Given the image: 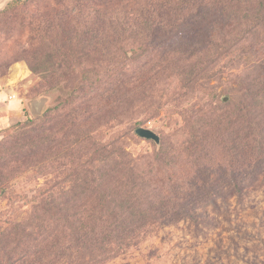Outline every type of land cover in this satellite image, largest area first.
I'll return each mask as SVG.
<instances>
[{"label":"rangeland","instance_id":"rangeland-1","mask_svg":"<svg viewBox=\"0 0 264 264\" xmlns=\"http://www.w3.org/2000/svg\"><path fill=\"white\" fill-rule=\"evenodd\" d=\"M8 1L0 0V9ZM77 2L82 6L81 17L90 21L78 42L71 40L74 32H63L58 25L61 18L64 29L71 30L75 21L71 8ZM169 3L166 12L162 6ZM189 4L187 9H177L178 0H29L13 20L0 18V264H264V88L256 89L257 94L252 89L264 78V19L251 18L256 30L250 33L241 24L242 7L232 8L229 0ZM139 14L150 18L146 23L156 25L151 35L146 29L139 36L142 48L164 52L158 63L128 62L121 55L124 51L132 55L135 33L142 29ZM166 18H178L179 23L153 20ZM163 26L170 28L168 32ZM120 38L123 49L117 46ZM116 46L118 59L112 52ZM213 48L220 55L209 64ZM47 51L50 56L68 52L69 57L75 56L67 71L76 76L32 71V56ZM76 61L81 62L78 67ZM189 69L198 71L193 82L200 88L184 99L183 85H188L183 84L181 73ZM97 70H101V85L91 93L77 87L82 80L94 79ZM166 73L175 75L174 84L164 83ZM115 83L123 84L126 95L129 92L127 101L112 90ZM85 89L83 98L80 92ZM229 92L234 101L220 108L219 100L227 102ZM135 94L140 96L132 99ZM176 98L184 99L182 105H175ZM250 121L257 127L247 128ZM198 123L211 124L210 130L218 125L221 137L214 145L219 148L215 151L219 181L212 185L211 198L193 207L187 204V215L149 218L124 250L107 254L99 262L89 259L92 243L79 259L69 258L67 249L54 257V248L68 246L71 231L67 226L79 230L78 216L93 211L88 210L92 206L86 207V200L98 195L95 188L100 183L108 187L113 178L154 173L149 170L153 164L147 162L160 151L164 135L170 136L165 142L182 151L180 132L189 136ZM138 126L155 131L159 144L139 136ZM31 139L32 149L19 151L18 146L28 145ZM207 142L210 145L209 136ZM14 149L17 153L11 152ZM239 149H246L245 159L237 153ZM253 154L262 162H252L248 156ZM134 158L144 165L126 173L123 165L134 164ZM157 167L165 169L161 163L153 168ZM174 167L183 179L207 170L192 168L183 160ZM161 173L156 178L175 177ZM146 201L141 195L143 210L149 206ZM47 204L64 215L44 228L46 222L42 225L35 218ZM72 212L78 213L73 216Z\"/></svg>","mask_w":264,"mask_h":264},{"label":"trees","instance_id":"trees-1","mask_svg":"<svg viewBox=\"0 0 264 264\" xmlns=\"http://www.w3.org/2000/svg\"><path fill=\"white\" fill-rule=\"evenodd\" d=\"M27 1L29 0H10L8 1L2 9H0V18H3V21L8 22L10 20H13L15 14H20L21 12V6L27 4ZM79 1V0H76ZM176 1V0H174ZM192 0H178V8L177 9H187L191 3ZM165 2H168V0H165ZM186 2V3H185ZM171 3V2H170ZM168 4L167 7L162 6V9L168 12L169 7L171 4ZM230 6L232 8H241V12L243 13V16L241 18L242 21V27L244 31L252 33L255 28L254 22L251 20V18H254L259 20V18L264 19V0L259 1H253V0H229ZM76 6L72 7V13L73 17L75 18L71 25V30L69 28L64 29L65 21H63L61 18L58 21V25L61 28L63 32L72 34L74 32L73 36L71 37V40H81V36L83 34V30H87L90 21L89 19H83L81 11L82 6H80V2H77L75 4ZM174 8V7H173ZM68 9L66 12L67 13ZM234 12V10H233ZM63 13V14H64ZM205 13V12H203ZM192 14V13H191ZM188 15V14H187ZM190 15V14H189ZM188 15V16H189ZM17 16V15H16ZM81 17V18H80ZM137 17V16H136ZM145 14H139L138 18L143 19L142 22V29L136 32L135 34H138L134 36L133 43H134V49L132 51V55L128 56L127 52H122L123 59H126V61L131 62L133 60H147L157 62L158 57L160 54H164V52H161L157 47H149L147 49L142 48V41L143 37L139 36L140 33H143L146 29L149 30L151 35V32L154 30L153 26H156L155 24L151 23L150 21L146 23L147 20H150V18H145ZM8 20V21H7ZM155 23L161 24L165 20L168 21L169 24L175 25L178 24V18L175 19H153ZM135 21V20H133ZM105 25V20L101 22ZM110 23V22H109ZM81 24V25H80ZM64 26V27H63ZM109 28H113L115 31L116 27L113 24H108ZM173 27L172 25H170ZM48 27V25H46ZM45 27V29H46ZM75 28L74 31L72 29ZM83 28V29H82ZM170 28L167 26H163L162 30L168 32ZM114 36V35H113ZM81 37V38H80ZM122 38H120L117 42V46L121 49L124 47L122 46ZM136 44V45H135ZM116 46V51H112L115 53L116 58L118 59L120 57V53H118L119 48ZM218 49H211L209 51L210 59L208 63L210 64L213 62L219 55L220 52L217 51ZM64 53V52H63ZM75 56L72 58L69 57V52L67 54H58L50 56V52H45L42 56L41 55H34L32 56V61L29 62L32 67V71L36 70H42L45 71L44 76L47 75V72L49 71L51 74L54 73L62 76L63 73H70L73 77L76 76V74L71 71L68 72L67 69L69 68V61L74 60ZM158 63V62H157ZM81 64V62L76 61L74 63L75 67H78V65ZM94 67L97 65L96 62L93 63ZM98 67V66H97ZM75 69V68H73ZM182 69V66L180 67ZM167 70V69H166ZM94 72V71H92ZM94 79L88 80L85 83H79L77 87L90 89L88 93H91L92 90L97 87V85H101L100 82L101 77L99 74H101V70H97V72H94ZM168 73V72H167ZM165 75L164 77V83L166 84H174V74L171 75ZM181 72H179L180 74ZM198 71L194 69H189L186 72L181 73L182 74V82L183 84L188 85L183 87L186 89V91L183 94L184 99L189 97L191 92L196 90V87L200 88V85L197 81H194V78H197L196 76ZM113 73L109 74L111 76ZM174 75V76H173ZM107 77V76H106ZM116 77V76H115ZM83 78V77H82ZM85 79V78H84ZM105 79V78H104ZM263 80L261 83H257V85L252 86L253 91L255 92L256 89H262L264 88ZM192 82V83H191ZM191 83V84H190ZM198 84V85H196ZM84 85V86H83ZM86 85V86H85ZM116 85V83H115ZM176 88V86H175ZM83 90L82 96L85 98L87 94V90ZM112 90L117 92L122 96L123 101H127L128 98L126 95V91L123 90V84H117L115 87L112 86ZM189 91V92H188ZM75 89L72 90L71 97L75 95ZM230 93V92H229ZM256 94L258 92H255ZM255 93H253L255 95ZM260 93V91H259ZM79 94L77 97H80ZM138 94H135L132 99L138 98ZM222 96V95H221ZM234 94H229V100L227 102L222 101V99L219 100V103L222 107H227L228 102L234 101L233 99ZM183 99V100H184ZM181 99L176 98L175 105L181 104ZM252 101L254 103L255 98H252ZM257 102V100H256ZM246 103V101H244ZM250 104V103H249ZM248 104V105H249ZM252 105V104H251ZM183 113L187 114V110L183 109ZM243 117V116H242ZM112 119H122L120 117L111 116ZM244 118V117H243ZM108 119V118H107ZM249 117L245 120L247 121ZM244 120V121H245ZM247 128L252 130L251 128H255L256 123L254 124L253 121L250 123L247 122ZM218 125L212 126L208 123H198L197 130L193 131L190 130V134L188 136V132H186L185 136L182 132H180L179 136H181V143L182 151H179L175 144H173L171 141L166 140V138H169L170 136L164 135V140L161 143L160 151H158L156 157L151 162H147V165L153 164L154 167L155 164L161 163L162 166H164V170H159L153 167H150L149 170H153L154 173L150 174L147 172L148 176H136L133 178V175H125L121 176L120 178H113L112 184H109L108 187L106 185L100 186L101 183L98 185V187H93L97 190V196L94 197L93 200L87 199L86 200V207L92 206L88 210H93L90 213H86V216L79 215L78 219L80 220V229L74 230L73 227L67 226V228L70 229V236L67 239L66 248H61L60 246L54 248L56 250H53L54 257L61 256L64 254V252L67 249V252H69V258L76 257V259H79L83 253L85 246L89 243H92L93 245V255L89 257L90 261H96L99 262L100 259H102L104 256L109 254V256H113L116 253H118L120 250H124V247H127L130 242L138 236L140 233V230L142 225L150 218L155 219L157 216H168V215H178L183 214L187 215L190 213V210H186L187 204L194 206V204H197L200 202V200L209 199L211 198L210 190L212 189V185L219 181V177L217 174V164L218 157L215 155V151L219 150L218 147H214V145L220 141L221 137L218 134ZM139 127V126H138ZM136 130V129H135ZM210 137L211 142L210 145L207 142V137ZM26 146H18L19 151L27 153L30 149H32V139ZM248 145V144H247ZM237 148V147H236ZM240 148H246V147H240ZM116 149V146H115ZM246 149H239L237 153L242 154V158H246ZM11 152L17 153V151L14 149ZM181 152V153H180ZM107 153V152H106ZM129 157H130V153ZM248 157L252 158V162H257L260 157L253 154ZM247 157V158H248ZM136 159V162L134 164L125 163L123 167L127 168L126 173H135L138 171L136 169V166L138 164L144 165V162L141 161V159ZM184 161L191 165L192 168H198V170L202 167L207 168V170L202 173L196 174L195 177H183L181 174L175 169V164L178 163V161ZM142 162V163H141ZM262 161L257 162L256 164H259ZM216 163V164H215ZM235 166L231 168L230 173L234 170H237L239 167ZM172 170L171 172H167L169 170ZM204 170V169H202ZM123 171V169H121ZM161 171L164 172V174H172L171 176H175L174 179L164 178L163 180L156 178V176H161ZM141 174V173H140ZM151 175V176H150ZM162 177V176H161ZM137 178V179H136ZM103 179L108 180L107 177H103ZM162 182V183H158ZM103 184H105V181H102ZM109 188V189H108ZM108 189V190H107ZM107 191V192H106ZM106 192V193H105ZM141 195H145L147 198V201L149 203V206L147 209L143 210L141 206ZM118 196H120L118 198ZM48 207L45 208L43 212H38V216H36V220L41 219L42 225L44 222L46 224L44 225V228H48L53 226L56 222H58L61 217L64 215V212H60L59 209L55 207V205L47 204ZM86 210V209H85ZM78 212H72L71 215L73 216ZM128 214L125 216L124 214ZM40 217V218H39ZM164 218V217H162ZM129 220V224L127 223ZM34 221V220H33ZM140 222V223H139ZM114 244V245H113ZM35 262H32V264ZM44 264V263H42Z\"/></svg>","mask_w":264,"mask_h":264},{"label":"water","instance_id":"water-1","mask_svg":"<svg viewBox=\"0 0 264 264\" xmlns=\"http://www.w3.org/2000/svg\"><path fill=\"white\" fill-rule=\"evenodd\" d=\"M224 99H226V98H224ZM136 133L139 136H142L145 138H150V139L154 140L157 144H159V142H160L159 135L155 131H153L152 129H150L148 127L139 126L138 128H136Z\"/></svg>","mask_w":264,"mask_h":264},{"label":"crops","instance_id":"crops-1","mask_svg":"<svg viewBox=\"0 0 264 264\" xmlns=\"http://www.w3.org/2000/svg\"><path fill=\"white\" fill-rule=\"evenodd\" d=\"M13 105V104H12Z\"/></svg>","mask_w":264,"mask_h":264}]
</instances>
